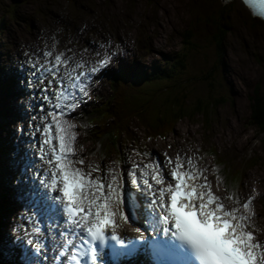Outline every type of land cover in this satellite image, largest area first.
I'll list each match as a JSON object with an SVG mask.
<instances>
[{
  "label": "snow or ice",
  "instance_id": "snow-or-ice-1",
  "mask_svg": "<svg viewBox=\"0 0 264 264\" xmlns=\"http://www.w3.org/2000/svg\"><path fill=\"white\" fill-rule=\"evenodd\" d=\"M245 3L258 4L264 16V0ZM101 48L91 66L75 54L56 53L55 46L27 62L26 86L38 90L42 101L40 115L31 117L32 135L40 137L33 144L41 169L34 179L46 191L44 211L55 220L47 225L46 235L37 213L27 215L31 228L24 232L26 243L40 255L49 236L59 240L54 257L58 264H104L105 256L121 264V258L136 255L141 246L151 250L155 264H264V242L252 223V198L242 204L243 214L239 198L229 195L226 199L237 205L229 209L191 157L178 153L173 160L165 153L163 163L158 157L149 163L130 157L126 174L116 161L106 168L89 164L86 170L69 117L91 100L95 77L123 52L119 45L115 50ZM141 208L148 214L147 227H134L138 235L133 239L118 234L123 225L137 223Z\"/></svg>",
  "mask_w": 264,
  "mask_h": 264
},
{
  "label": "rangeland",
  "instance_id": "rangeland-1",
  "mask_svg": "<svg viewBox=\"0 0 264 264\" xmlns=\"http://www.w3.org/2000/svg\"><path fill=\"white\" fill-rule=\"evenodd\" d=\"M11 1L12 0H3L6 4H9ZM18 1L19 5L17 6V9H20V6L24 4L21 10L17 12V15H21V11L25 10L27 5H29L33 11L37 12L41 10L39 3H44L47 0H29V3L28 0ZM48 1L55 2V0ZM57 1L60 4L68 5L71 8L72 6H75L72 3V0ZM87 1L90 2L89 5L92 8L95 7L94 11L96 13L103 14L101 10L109 8L111 6L110 1L112 0ZM113 3L117 5V7H122L128 12H131L130 9H132V7L134 8V6H137L141 13H144L143 15L150 16L146 18L145 21L139 19V23L136 24L137 28L135 30L145 41L149 38L150 33V38L156 42L158 48L165 49L169 47L171 50L183 49L184 51L182 44V31L187 28H190L191 30L192 28L193 31L191 30V33L196 32L195 34L197 35L194 42L196 43V47H192L188 54L186 72L184 71L179 75L181 80L179 86H183L182 89H179V92H182V95H187V100L190 104H193L195 98H205L211 89L214 96H217V98L223 96L225 100L218 109L212 111V116L209 120L207 119L206 121V119L202 117L200 119L195 117L194 121L184 120L183 122L178 123L175 131L171 133L172 135L170 134L168 138L146 141V144L144 145L152 149L159 145L170 154H173L176 151H183L187 154L193 153L195 159L200 161L206 160L207 162L212 163L214 158L207 154L208 147H211L208 140L213 138L217 139L220 132L219 137L221 139L224 138V142L226 139L228 140L229 136H231L233 141L232 144L238 143L235 142L237 138L240 140L239 144L235 146L230 143L222 144L224 154L232 153L235 155V152H233L234 148V151L241 150L243 154H246L253 159V163L257 162L254 163V165L258 166L257 168L251 167L253 170L257 171L249 174L252 175L249 182L257 180L259 178L258 173L263 176L264 147L261 142L262 134L259 132V129L249 124V97L256 89H258L259 93L264 96V22L257 19L252 20L247 9H245L237 0H233V2L229 4H224L221 0H203L199 1L200 4H198V0H113L110 11H106L105 13H116L114 11L115 7L113 6ZM219 3L222 6H226L224 8L225 14L223 15L222 23L223 26H226L229 29V31L224 40V52L221 67L215 73V81H211L212 86H209L204 81H198L195 78L200 77L209 71V63L216 61V48L212 45V41L209 42V34L211 33L212 28L203 20L199 21L198 19L200 17H197V14L199 12H201V14L205 12V5L210 9L211 6L216 7ZM193 9H200V11L195 15L191 12ZM46 16L47 13L42 11L40 21L43 23L46 22ZM111 17L113 19L119 18L123 24L126 23L124 16H119L117 18L114 15H111ZM54 20L53 23L55 25L58 20ZM129 22L132 24V21ZM142 22H146V26H143L141 24ZM16 25L17 26L8 23V29L4 31V35L16 37L18 39L38 40V33L33 27L21 26L19 24ZM46 27L47 25L42 26V28ZM82 31L84 36H86L87 29H83ZM129 31L131 32L130 29ZM61 32L67 33L68 30L61 28L55 33ZM94 35L95 33H92V36ZM205 37H207V39H205ZM153 41H150V44L154 48V43H151ZM132 42L134 46L137 45V42L134 39H132ZM141 43L143 44L144 41H141ZM152 57H156V54L150 53L147 61H150ZM245 61H248L249 65L245 66ZM231 67L233 68V71ZM228 77H230L231 82L228 80ZM108 92L109 88L106 87L104 89V94ZM91 99L96 100L95 96H92ZM227 118H231V121L228 122ZM202 120L203 122L206 121V123L209 121L207 123L209 128L202 125ZM230 123H233L234 128L238 129V133L233 132L234 128L230 127ZM135 126L139 127L141 124L134 123L132 128H135ZM86 135V132L82 130L80 135L82 143L87 142ZM173 138L176 142L182 143L183 146L178 147L174 144L172 147H169V145H172L173 143ZM214 144V147L216 148L217 146L221 147L217 141H215ZM91 147L93 148V152H96L97 154L100 153V151H97L98 146H96V144ZM91 154L92 152L87 153L86 155L87 163L91 161ZM92 159L96 160L94 156ZM252 169H248L247 171ZM222 176L225 180V184L232 189H228L224 192L219 190L218 193L223 197L225 202H230L226 197L232 194L236 195V190L243 192L246 180H242L238 185H229L230 173L225 170ZM259 187L261 190V186ZM262 232L261 237L262 240H264V229Z\"/></svg>",
  "mask_w": 264,
  "mask_h": 264
},
{
  "label": "trees",
  "instance_id": "trees-1",
  "mask_svg": "<svg viewBox=\"0 0 264 264\" xmlns=\"http://www.w3.org/2000/svg\"><path fill=\"white\" fill-rule=\"evenodd\" d=\"M199 1L203 0H198ZM224 3V2H223ZM226 4V3H224ZM205 12L201 14L200 9L196 10L193 9L191 12L193 14H197V17H200L199 21H204L207 23L209 27H211V33L209 34V39L212 45L216 48V61L213 63H209V71L195 79L198 81H204L209 86H212L211 81H215V73L218 71V69L221 67L222 59H223V52H224V40L226 37L227 32L229 29L226 26H223V15L225 14L224 8L225 5H221L220 3L217 4L216 7L211 6L210 9L205 5ZM252 20H255L251 17ZM193 31V29L191 28ZM190 28H187L186 30L182 31V44L183 49L179 51L176 59V63H172L170 65L169 70L167 71V74L170 72H174L176 74L182 73L186 70V63L188 59V54L192 47H196V32L191 33ZM207 39V37H205ZM186 72V71H185ZM170 76V75H169ZM217 77V76H216ZM190 80V79H189ZM180 80H174L168 83V87L166 88L170 92L174 93L175 97L173 101L178 102V109L172 114V118L177 121L180 117L185 116L187 113L186 107H192V117L201 116L204 119H208L211 117L212 111L214 109H218V107L225 102L223 96H214L212 89L209 90L210 92L207 93L205 98H195L193 101V104H190L187 100V95H182V92H179V89H182L183 86L180 85ZM184 84V83H183ZM178 89V90H176ZM212 92V93H211ZM179 93V94H178ZM179 98V99H178ZM250 99V118H249V124L257 129H259V132L262 134L261 142L264 147V96L261 95L258 91V89L254 90L253 94L249 97ZM187 105V106H186Z\"/></svg>",
  "mask_w": 264,
  "mask_h": 264
},
{
  "label": "bare ground",
  "instance_id": "bare-ground-1",
  "mask_svg": "<svg viewBox=\"0 0 264 264\" xmlns=\"http://www.w3.org/2000/svg\"><path fill=\"white\" fill-rule=\"evenodd\" d=\"M69 7H67L68 9ZM53 9L55 10H49V17H47V26H54V23H53V20L54 21H57V20H60V19H63L64 16H66L68 14L69 11H62L61 7L60 6H57V7H53ZM83 15H85V21H89L91 22L90 24H95V21H96V14L95 12H92L91 15L88 16V12L86 10L84 11H81ZM128 17V16H127ZM54 18V19H53ZM109 20V29H112L114 27L113 23L110 22V18H108ZM88 24V25H90ZM32 25V24H31ZM131 23L129 22L128 23V26H130ZM43 25H37L34 29L37 33L39 34H44V33H48V35H52L53 33L56 32L55 29H52L50 31H47V28H42ZM43 40V39H42ZM91 40V41H90ZM96 41L99 42V39H95ZM96 41H93L92 39H89L88 42L91 43V45H95L96 44ZM0 42H1V39H0ZM151 45V44H150ZM152 46V45H151ZM1 47V46H0ZM153 47V46H152ZM5 53L7 52H10L11 51V48H7L5 49ZM0 54H4V53H1V50H0ZM0 57H4V56H0ZM9 57V56H8ZM11 58V57H10ZM5 60L9 58H4ZM2 60V59H0ZM9 62L8 65L6 66L7 69L11 66V61H7ZM228 64V63H226ZM244 65L247 66L249 65V62L248 61H245L244 62ZM13 66V65H12ZM226 67V66H225ZM3 68L4 66H1V70L3 71ZM11 68V67H10ZM10 68L8 70H10ZM14 67H12L13 69ZM17 68V67H16ZM232 68V67H231ZM19 70V68H17ZM230 69V68H229ZM8 70H7V77H8ZM231 70V69H230ZM1 71V72H2ZM232 71H233V68H232ZM230 72V71H229ZM227 74V73H226ZM228 80L231 82V79L230 77H228ZM3 83L0 82V145H2V141H3V137H4V134L1 132V130L3 129V131L5 130V128L3 127V125H5L8 121V117L11 116L13 114V110L12 108H10L9 104H8V97L6 96L5 94V91L6 89H9V88H13L14 87V83L9 80L5 85L2 86ZM5 118H7L5 120ZM227 121L230 122L231 121V118H227ZM230 127L231 128H234V125L233 123H230ZM234 133H238V129L234 128L233 130ZM178 134V133H177ZM172 135V134H171ZM14 139V137H11ZM224 140V138H222ZM228 141V140H226ZM225 141V142H226ZM224 142V141H223ZM9 142L5 143L4 145L7 146ZM1 154H2V157H3V153L1 151ZM4 159V157H3ZM8 174L10 175L9 173V170L7 168V166L4 164H2L0 162V200L1 199H4V198H7L9 197V195L11 194V188H10V184L9 182L12 184L13 180L8 177ZM252 178V175H249V181L251 180ZM9 181V182H8ZM254 182V181H253ZM253 182L251 181L250 184H253ZM250 191H252V189H250ZM246 193H249V190H246L245 191ZM6 205H8V207H13L15 205V202L14 201H11V202H6ZM0 206H2L0 208V212H1V215L3 217V219H1V224H2V227H5V226H8V218L11 214V210H8L6 206H3L0 204ZM5 218V219H4ZM142 219V217H141ZM148 217L144 218L143 217V220H147ZM6 237L5 233L3 234H0V264H11L10 260L8 259H5L3 256L7 253V255H9L8 251L11 250V244H6L7 241L4 240V238ZM7 239V238H6ZM13 249V248H12ZM11 257H14L13 255H11Z\"/></svg>",
  "mask_w": 264,
  "mask_h": 264
}]
</instances>
